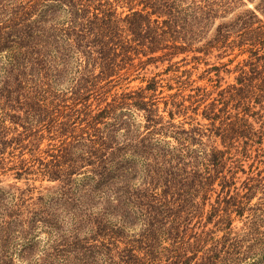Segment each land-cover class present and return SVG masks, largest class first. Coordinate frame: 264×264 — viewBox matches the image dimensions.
I'll return each mask as SVG.
<instances>
[{
  "label": "trees",
  "instance_id": "trees-1",
  "mask_svg": "<svg viewBox=\"0 0 264 264\" xmlns=\"http://www.w3.org/2000/svg\"><path fill=\"white\" fill-rule=\"evenodd\" d=\"M212 7L0 0V264H264V179L237 188L227 172L231 151L264 153V131L248 122L264 114L263 21L249 11L216 28L248 70L218 91L220 108L205 105L208 128L176 124L179 102L160 110L153 77L116 88L137 66L200 54L192 44ZM6 174L57 187L33 197L2 187Z\"/></svg>",
  "mask_w": 264,
  "mask_h": 264
},
{
  "label": "rangeland",
  "instance_id": "rangeland-1",
  "mask_svg": "<svg viewBox=\"0 0 264 264\" xmlns=\"http://www.w3.org/2000/svg\"><path fill=\"white\" fill-rule=\"evenodd\" d=\"M209 5H212L213 10L216 11V15L206 29V34H200L192 44L194 49L201 48V53L189 52L187 55H179L174 58L171 63L167 61H157L155 63H148L144 67L137 66V70L129 74V77L124 81L119 82L117 91L121 92L124 89L136 90L139 87H143L145 84L141 82L143 78L150 79L154 78L159 81V87L155 94L160 99L159 108L162 110L164 107L163 102L175 101L179 102L184 106L185 113L182 116H178L175 119V123H183L185 129L191 127L208 128L207 121L202 119L201 113L205 105L210 104L214 101L217 108L221 105L217 102L218 91L220 89H227L229 86L234 84L235 78L241 72L243 67V60L248 58L247 54H241L237 48H231L229 45L233 40L234 36L231 35L225 43L222 39L217 40L216 28L219 25H229L235 19L245 12L253 11L257 17L264 23V10L261 9V0H203ZM263 8V6H262ZM125 9L118 8V12H123ZM199 38V39H198ZM162 54L161 52L156 53L154 56ZM193 57H199V60L193 59ZM143 58L142 60H145ZM185 59V60H182ZM137 63V60L135 61ZM140 65V64H139ZM142 68H144L142 70ZM184 83L182 85L181 83ZM182 86H181V85ZM185 86V88H183ZM181 88V91H178ZM178 94L177 96H171ZM202 99L205 102L202 103ZM199 101V102H198ZM231 107H228L226 112H229ZM258 106L255 107L258 110ZM255 112V111H252ZM264 112V111H263ZM233 113H235L233 111ZM232 113V114H233ZM136 115V116H135ZM135 122L138 124L142 122L140 113H135ZM166 116V114H165ZM264 114L261 116H248L249 124L253 125L254 131H264ZM205 133L208 134V130ZM210 134V132H209ZM203 138L204 148L208 149L212 145H216L221 148L219 141H215L212 138ZM264 148V145L262 146ZM250 155L247 154L248 158H244L242 153L231 151L230 159L227 156V172L230 170L233 173L234 181L237 188H241L245 180L248 182L249 179H264V153L259 152V157L255 152V147L249 151ZM263 153V154H262ZM1 186L7 189H14L15 187L25 190L29 188H35L32 190V196L37 197L39 193L45 197L52 196L55 191L57 184L54 182H48L40 178H30L28 181L25 179L16 180L12 174H6L2 177ZM252 183V182H250ZM249 183V184H250ZM216 194L211 197V202L214 201ZM261 193L257 192L255 197L251 201V206L255 205ZM247 215V214H245ZM245 217V216H244ZM244 218L236 220L233 227L237 231L243 229ZM138 230H136L137 232Z\"/></svg>",
  "mask_w": 264,
  "mask_h": 264
}]
</instances>
